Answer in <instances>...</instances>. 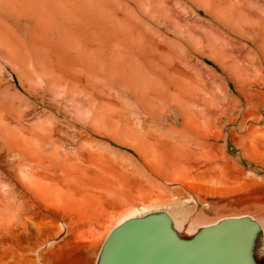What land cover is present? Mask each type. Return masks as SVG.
Here are the masks:
<instances>
[{"label": "bare ground", "instance_id": "6f19581e", "mask_svg": "<svg viewBox=\"0 0 264 264\" xmlns=\"http://www.w3.org/2000/svg\"><path fill=\"white\" fill-rule=\"evenodd\" d=\"M202 1L223 22L210 37L192 36L188 24L176 29L186 46L180 70H163L162 84L142 89L147 102H131L119 124L134 131L145 171L179 185L170 199L107 217L103 195L114 199L131 187L106 168L113 155L102 147L100 96L81 85L91 73L77 69L71 80L32 62L21 71L23 96L0 99V264H97L114 228L158 212L183 238L226 218H250L264 264V16L245 0ZM183 215L193 216L188 226Z\"/></svg>", "mask_w": 264, "mask_h": 264}, {"label": "rangeland", "instance_id": "374dc122", "mask_svg": "<svg viewBox=\"0 0 264 264\" xmlns=\"http://www.w3.org/2000/svg\"><path fill=\"white\" fill-rule=\"evenodd\" d=\"M245 1L260 8L264 16V0ZM207 6L202 0H0L1 101L8 104L14 101V94L23 96L21 71L31 62L34 69L37 66L36 71L39 64L54 65L71 80L77 69L91 73L81 85L97 87L100 96L105 130L102 147L109 158L113 155L106 168L131 187L128 191L121 189L114 199L103 195L107 217L134 211L139 203H152L154 197L159 201L170 199L172 190L179 188L178 184L157 182L145 171L134 148V131L119 124L121 112L126 114L132 103L147 102L146 87L162 84L159 77L163 70L172 69L175 74L180 70L176 59L185 53L186 46L176 29L188 24L192 36L210 37L218 22H223L222 18H213ZM126 166L135 173L125 176ZM192 217L182 216L187 226Z\"/></svg>", "mask_w": 264, "mask_h": 264}, {"label": "water", "instance_id": "95a60500", "mask_svg": "<svg viewBox=\"0 0 264 264\" xmlns=\"http://www.w3.org/2000/svg\"><path fill=\"white\" fill-rule=\"evenodd\" d=\"M258 232L250 218H226L183 238L165 212L150 213L114 228L97 264H261Z\"/></svg>", "mask_w": 264, "mask_h": 264}]
</instances>
